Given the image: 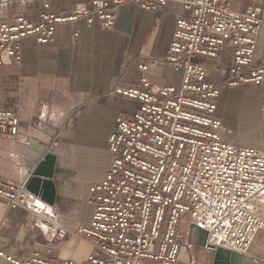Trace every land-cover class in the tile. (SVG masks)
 Listing matches in <instances>:
<instances>
[{
	"label": "built area",
	"instance_id": "1",
	"mask_svg": "<svg viewBox=\"0 0 264 264\" xmlns=\"http://www.w3.org/2000/svg\"><path fill=\"white\" fill-rule=\"evenodd\" d=\"M0 0V12L10 2ZM264 0H250L243 10L231 0H88L67 12L43 10L36 20L23 12L0 16V66L20 63L21 41L54 40L59 25H115L118 8L132 3L156 12L169 2L180 6L172 38L162 60L139 61L135 86L115 85L111 93L137 102L130 115H118L106 142L112 157L102 178L88 187V222L64 226L51 207L29 193L24 182L0 176V199L7 209H22L33 222L61 240L81 235L91 251L81 262L58 259L33 249L25 256L7 253L6 264H175L182 245V224L200 233L204 248L248 253L264 229V149L240 145L228 136L218 116L221 85L197 57L216 59L231 49L224 86L247 85L264 99V60L256 63L257 38ZM74 29L71 39L77 40ZM165 62L180 73L178 85L158 86L144 74L149 65ZM13 108L0 107V136L18 134ZM56 144V142H53Z\"/></svg>",
	"mask_w": 264,
	"mask_h": 264
},
{
	"label": "crops",
	"instance_id": "2",
	"mask_svg": "<svg viewBox=\"0 0 264 264\" xmlns=\"http://www.w3.org/2000/svg\"><path fill=\"white\" fill-rule=\"evenodd\" d=\"M46 1L50 11L67 13L76 3L88 0L10 2L0 16L11 18L14 13L23 12L36 20ZM249 2L231 0V7L240 11ZM180 12V6L173 2L156 12L125 3L118 8L115 25L110 29L86 27L78 22L59 25L54 40L48 43H37L33 37L23 39L20 63L0 66V107L13 108L19 117L18 134L14 138L0 136V176L25 182L46 153L55 154L52 203L37 197L51 207L64 226L74 228L88 222V187L102 178L112 157L107 136L118 115H130L137 108L136 101L111 91L115 85L128 87L138 83L142 74L137 68L139 61L164 58ZM261 18L264 21V1ZM74 29L79 31L75 41L71 39ZM196 60L221 85L217 114L225 127L232 129L229 140L264 149V99L251 86H224L232 62L230 47L216 59ZM254 60H264V24ZM144 74L158 86L178 85L180 81V73L165 62L149 65ZM225 106L230 109L227 116ZM233 129L240 133L239 137ZM180 228L183 241L175 264H209L210 250L196 243V229L186 224ZM0 247L18 256L33 249L50 248V255L76 262L83 261L91 251V244L83 236L61 240L35 224L26 211L7 209L2 199ZM247 254L264 258V229L257 232ZM0 264H6L1 257Z\"/></svg>",
	"mask_w": 264,
	"mask_h": 264
},
{
	"label": "water",
	"instance_id": "3",
	"mask_svg": "<svg viewBox=\"0 0 264 264\" xmlns=\"http://www.w3.org/2000/svg\"><path fill=\"white\" fill-rule=\"evenodd\" d=\"M55 162L56 155L46 153L30 170L24 182L29 193L39 196L47 203H52L55 191L52 181ZM209 264H264V258L217 247L210 249Z\"/></svg>",
	"mask_w": 264,
	"mask_h": 264
},
{
	"label": "rangeland",
	"instance_id": "4",
	"mask_svg": "<svg viewBox=\"0 0 264 264\" xmlns=\"http://www.w3.org/2000/svg\"><path fill=\"white\" fill-rule=\"evenodd\" d=\"M257 92L259 93L260 91L259 90H257ZM230 111V109H228L226 106H225V109H224V113H226V115L224 114V116H227V113ZM226 118V117H225ZM225 123H226V121H224ZM233 134H237L236 136H238L240 133H237L236 131H234V129H233ZM239 137V136H238ZM239 141V140H238ZM188 226V225H187ZM185 232H187V228H186V231ZM184 232V234H188V233H185ZM191 236V239H193L194 238V236H193V234H191L190 235ZM183 241V240H182ZM198 242V240H196V243ZM258 242H260V241H258ZM255 244L253 243V246H254ZM252 246V247H253ZM257 251H259V252H261L259 249L257 250ZM179 257V256H178Z\"/></svg>",
	"mask_w": 264,
	"mask_h": 264
},
{
	"label": "bare ground",
	"instance_id": "5",
	"mask_svg": "<svg viewBox=\"0 0 264 264\" xmlns=\"http://www.w3.org/2000/svg\"><path fill=\"white\" fill-rule=\"evenodd\" d=\"M231 130H232V129H231ZM195 237H196V240H198V242H199V239H200V233H199L198 230H196V232H195Z\"/></svg>",
	"mask_w": 264,
	"mask_h": 264
}]
</instances>
